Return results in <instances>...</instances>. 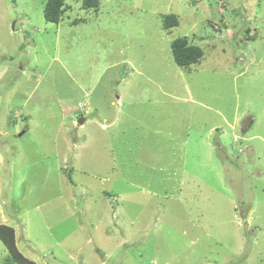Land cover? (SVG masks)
<instances>
[{
	"label": "rangeland",
	"instance_id": "1",
	"mask_svg": "<svg viewBox=\"0 0 264 264\" xmlns=\"http://www.w3.org/2000/svg\"><path fill=\"white\" fill-rule=\"evenodd\" d=\"M46 1L0 0V225L18 249L264 264V0H66L58 23ZM184 36L204 51L189 66Z\"/></svg>",
	"mask_w": 264,
	"mask_h": 264
},
{
	"label": "trees",
	"instance_id": "2",
	"mask_svg": "<svg viewBox=\"0 0 264 264\" xmlns=\"http://www.w3.org/2000/svg\"><path fill=\"white\" fill-rule=\"evenodd\" d=\"M98 0H83L85 8L97 7ZM66 11V0H47L44 7V15L47 21L58 23ZM179 24L178 16L174 13H169L164 17V27L171 28ZM172 51L174 60L179 66H189L197 63L204 55V51L200 45L191 43L188 37H178L172 41ZM72 180V178H71ZM0 238L7 245L8 251L11 253V258L19 264H35L34 261L26 258L18 249L15 229L8 225H0ZM12 259H9L6 264H10Z\"/></svg>",
	"mask_w": 264,
	"mask_h": 264
},
{
	"label": "water",
	"instance_id": "3",
	"mask_svg": "<svg viewBox=\"0 0 264 264\" xmlns=\"http://www.w3.org/2000/svg\"><path fill=\"white\" fill-rule=\"evenodd\" d=\"M84 121H85V118H80V119H79V123H80V124H83Z\"/></svg>",
	"mask_w": 264,
	"mask_h": 264
}]
</instances>
